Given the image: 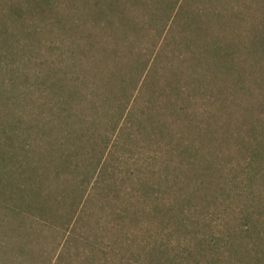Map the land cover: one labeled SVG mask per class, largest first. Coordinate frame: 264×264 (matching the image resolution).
Listing matches in <instances>:
<instances>
[{
    "label": "trees",
    "instance_id": "1",
    "mask_svg": "<svg viewBox=\"0 0 264 264\" xmlns=\"http://www.w3.org/2000/svg\"><path fill=\"white\" fill-rule=\"evenodd\" d=\"M73 1L68 41L0 33L43 70L7 68L32 125L0 126V264H264V9Z\"/></svg>",
    "mask_w": 264,
    "mask_h": 264
},
{
    "label": "rangeland",
    "instance_id": "2",
    "mask_svg": "<svg viewBox=\"0 0 264 264\" xmlns=\"http://www.w3.org/2000/svg\"><path fill=\"white\" fill-rule=\"evenodd\" d=\"M16 0H6L1 1L0 3V9L2 11L9 8V6H13V12L11 11L10 19L8 20L7 16L3 13H0V33L6 32L11 33L18 36V39H20V43H27L28 40L24 38L30 33H36V35L40 37H50V36H60L61 38H64V41H68V38L73 36V16L75 15V7L76 2L73 0H36V3H20L18 2L15 4ZM196 0H189V3L192 5H195ZM247 3V0H246ZM251 8L248 10H242L243 14L241 16L243 17H262V13H255L254 10L262 11L264 7L262 8L261 4H264V0H252ZM37 6V7H36ZM39 7V8H38ZM239 7L242 8V6L239 5ZM89 12V11H88ZM245 13V14H244ZM88 21H92V16L88 15ZM17 22V23H16ZM89 27V26H88ZM92 27H89L86 29V31H95V29H90ZM38 58L41 60V56H48V52L46 49H38ZM20 54L15 55L13 58H11L5 68V66L0 67V84L6 83V85L2 86L4 91H0V110H2V117L0 118V126L3 124L11 123L16 117L22 116V125L23 128L29 127L32 124L29 118V114L24 113L19 105H12L7 98L16 96L20 88L22 87L23 79H17L13 77L11 78L10 72L8 73L7 68L9 70L16 71L17 69H20L18 71H23L26 73L28 77V82L34 86L37 84V80H35L34 73H41L43 70H40L41 68H35L33 70L29 67H25L20 60ZM54 61H57L55 58H52ZM60 61V60H59ZM36 62H39L38 59H36ZM6 64V63H3ZM5 68V69H4ZM253 77H249L246 79V83L251 85L253 83L252 79ZM9 84V86H8ZM11 84V85H10ZM252 91L248 94L241 95L237 94L236 96V103L235 106H233V113L236 116H240L242 114L241 105L246 102V100L249 97H253V92L255 86L251 85ZM257 94V92L255 93ZM38 96V93H35V95H31L30 97L32 99L36 98ZM231 112V108L227 109ZM21 111L23 112L21 114ZM257 113L256 109H254V113ZM21 114V115H19ZM30 124V125H29ZM29 125V126H28ZM19 139L14 140L13 146L15 147L13 152H18L17 149L19 144ZM12 221H8L7 225L12 226Z\"/></svg>",
    "mask_w": 264,
    "mask_h": 264
}]
</instances>
